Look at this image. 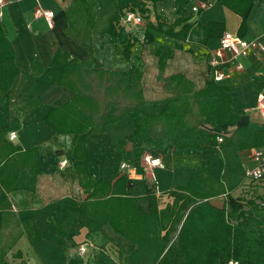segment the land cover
<instances>
[{
	"label": "crops",
	"instance_id": "0c3cea01",
	"mask_svg": "<svg viewBox=\"0 0 264 264\" xmlns=\"http://www.w3.org/2000/svg\"><path fill=\"white\" fill-rule=\"evenodd\" d=\"M70 2L71 0H5L1 9L0 24L13 51L20 89L28 95L27 99L10 107L6 95L0 99V125H8L9 128L4 143L10 145V148H20L19 152L35 147L38 153L37 171L32 178L28 176L30 166H22L18 151L7 161L12 165L9 172L14 175L12 178L25 179L29 182L28 188L18 186L5 190L0 185V252H3V260L7 264H66L72 258L80 259L81 264H128L129 249L133 246L116 234L109 224L88 232L86 225L90 217L86 215L70 221L69 227L72 231L63 237L47 223V218L61 221L67 215L61 208L68 207L70 201L80 203L86 197L78 182L81 176L77 175L69 159L73 146L72 137L55 134L43 122L44 116L51 108L62 105L74 95L72 90L56 83L61 72L59 66L53 63L55 52L60 49L68 53L70 58L80 61L90 51L87 45L76 43L65 32V9ZM189 4L190 2L186 6V12L189 15L191 31L186 41H177L162 32L148 28V25L144 26L145 17L143 24L139 26H131L116 19L113 23L114 33L92 34L91 50L95 60L103 69L128 71L134 67L143 72L146 52L151 49L154 54L166 52L168 55L164 66L165 74L181 72L195 85L200 86L206 80H212L207 63L208 55L219 47L223 32L238 34L241 17L219 0H214L210 8L197 14L191 13ZM37 7L53 11L51 25H48L43 17L34 14ZM147 14L148 20L153 22L154 15L148 12ZM166 14L167 18L159 19V22L164 24L163 28L172 26L177 17L176 14L172 17ZM183 23L174 25L173 31H178ZM145 32H149L151 41L145 38ZM239 36L246 39L259 38L264 45V0H253L245 31ZM127 43L131 44L128 59L123 54ZM222 60L224 76L216 83L229 88L233 106L243 112L236 126L260 130L264 123L257 108V95L264 93V50L236 58L224 52ZM34 62L35 73H31ZM238 63L240 68L236 67ZM38 69L42 72H37ZM155 79L160 86L164 75L158 74ZM162 106V101L146 99L140 109L147 114H153L156 107ZM233 128L234 125H230L225 131L230 132ZM133 131L134 122L126 115L108 123L104 133L95 139L86 141L87 172L90 177L108 181L126 173L127 195L141 197L145 194L146 186H151L152 174L157 181L160 192L158 195H161L163 201L169 202L172 200L169 192L185 186L189 178L202 166L208 167L209 175L214 181L220 180L224 163L219 146L200 149L185 147L165 151L147 144L138 146L128 143L118 152L112 153L113 146ZM10 134H14V137L10 138ZM5 145L0 146V164L4 160ZM138 147L142 152L149 150L158 155L163 166L144 170L138 164L142 154L137 150ZM208 150L214 151L213 156L201 159L200 162L199 159ZM256 151L264 154V145L237 152L243 174L241 182L228 192L229 195L258 196L264 200V183L253 182L245 185L244 179V170L256 165L253 157ZM214 156L217 157L216 166L213 164ZM123 158H129L126 161L135 166L120 170L118 164L124 161ZM63 160H66L65 164H61ZM190 160L195 161L193 163ZM178 163L180 166L177 167ZM177 168L180 169L177 171ZM225 197L226 194L223 193L210 197L209 201L220 208L224 205ZM164 206V203L158 205L159 208ZM72 208L77 209L78 206L74 205ZM26 219L29 221L26 222ZM59 241H62V244H59ZM82 243H87L88 246L80 256L78 246ZM163 256L170 264L178 263V256L174 254L164 252Z\"/></svg>",
	"mask_w": 264,
	"mask_h": 264
},
{
	"label": "trees",
	"instance_id": "16d2710c",
	"mask_svg": "<svg viewBox=\"0 0 264 264\" xmlns=\"http://www.w3.org/2000/svg\"><path fill=\"white\" fill-rule=\"evenodd\" d=\"M145 1L161 0H71L65 9V32L76 43L87 45L90 51L80 61L60 49L55 52L53 63L61 72L56 83L72 90L74 95L51 108L43 122L55 134L72 137L69 159L81 176L78 182L86 197L80 203L70 201L68 207L61 208L67 212L61 221L47 218V223L61 237L72 231L69 222L82 215L90 217L86 225L88 232L109 224L116 234L133 245L129 249L128 264H170L164 252L178 256L177 264H227L230 260L238 264H264V200L258 196L228 194L241 182L243 174L237 152L264 145V126L260 130L236 126L243 112L233 106L228 87L213 80L197 87L181 72L164 74V52L157 54L158 73L164 75L160 88L166 97L162 107L147 114L140 109L145 102L142 72L134 67L128 71L103 69L93 56L92 34L114 33L113 23L122 11L141 7ZM169 1L177 15L172 26L163 28V22L157 21L155 25L148 24V28L182 41L191 31L186 12L189 0ZM219 1L240 15L237 33L242 35L253 0ZM141 10L145 14L146 10ZM182 22L181 28L173 31L174 25ZM144 36L151 41L149 32ZM130 45L124 46L126 59L130 57ZM34 66L35 62L31 73H35ZM20 86L13 51L0 24V99L6 95L9 107L27 99ZM126 115L133 120L134 131L115 144L112 153L128 143L147 144L165 151L219 146L224 163L220 180L214 181L208 167L202 166L185 186L169 192L172 197L169 202L163 201L148 185L141 197L127 195L126 173L108 181L90 177L86 141L95 139L104 133L108 123ZM230 125L234 128L226 132L225 128ZM8 130V125H0V146L5 145ZM220 135L223 140L219 143L216 138ZM9 146L5 145L4 160L0 164V185L5 190L18 186L28 188L29 182L25 179H13L14 175L9 174L12 165L7 161L18 151L22 166H30L28 176L32 178L37 171L36 148L19 152L20 148ZM137 150L142 152L139 147ZM223 193L226 197L222 207L209 201L210 197ZM159 203L165 206L159 208ZM74 205L78 208H72ZM0 264H7L3 252H0ZM66 264H81V260L72 258Z\"/></svg>",
	"mask_w": 264,
	"mask_h": 264
},
{
	"label": "built area",
	"instance_id": "2783aa9c",
	"mask_svg": "<svg viewBox=\"0 0 264 264\" xmlns=\"http://www.w3.org/2000/svg\"><path fill=\"white\" fill-rule=\"evenodd\" d=\"M214 0H201L197 2H192L189 0V9L191 13L197 14L199 11L208 9L212 6ZM5 0H0V14L1 9L4 6ZM36 16H41L44 18L48 25L52 23L53 11L37 7L34 11ZM118 20L120 22L126 23L131 26H139L143 24L144 14L140 13L138 9H124L119 15ZM264 45L261 43L259 38L246 39L239 36L238 34L225 31L220 36L219 47L210 52L207 58V63L209 66V74L211 79L214 82L220 81L224 73L222 71V66L224 61L222 56L224 52H228L232 58L247 56L249 53L254 51H263ZM237 68H240L241 65L238 63ZM257 108L261 114L262 121L264 123V93L260 92L257 95ZM10 138L14 137V134L9 135ZM217 142H222L223 136H217ZM256 165L244 170V179L245 185H249L253 182L264 183V154L261 151H256L253 154ZM66 160H63L61 164H65ZM138 164L144 170H152L155 167H162L161 158L158 155L153 154L149 150H145L139 157ZM135 164L132 162L122 161L118 164L120 170L124 171L131 167H134ZM151 186L155 194H160L157 187V183L153 175H150ZM87 243H82L78 246V253L82 256L87 248ZM227 264H238L237 261L230 260Z\"/></svg>",
	"mask_w": 264,
	"mask_h": 264
},
{
	"label": "rangeland",
	"instance_id": "374dc122",
	"mask_svg": "<svg viewBox=\"0 0 264 264\" xmlns=\"http://www.w3.org/2000/svg\"><path fill=\"white\" fill-rule=\"evenodd\" d=\"M148 6H150V7L148 8ZM134 8L138 9L139 11H142L141 8L146 10V11H143V13H145L144 17L146 19L144 22V26H146V27L148 24H154L155 25L156 22L159 21V19L163 20V19L167 18L166 13L171 15V17L175 14L172 3L169 0H161L159 2L145 1L144 3L141 4V7L135 6ZM147 12L152 13L154 15L153 22L148 20L149 15L147 14ZM186 39H187V37H185L184 41H186ZM144 44H147V43H144ZM145 56L146 57H145V64L143 66V72L141 71L142 72V82H143V86H144V98H145V100L146 99H155L156 102L157 101H163L164 98L166 97V94L163 93V91L161 90V88L159 86V82L155 79V76L159 74L158 73L159 72L158 67H159V63H160L159 56H158V54H154L151 49H149V51L146 52ZM163 56L164 57L166 56L164 64H163L165 66V64H166L165 62H166L168 55L165 52ZM163 69H164V74H165L166 69L165 68H163ZM196 86L198 87V86H200V84L199 85L196 84ZM213 152H214L213 150H208V152L205 153L203 155V157H201L199 159L200 162H201V159H207L208 157L213 156L212 155ZM214 157H215V159L214 158L213 159L215 161L213 162V164H214V166H216L215 162L217 160V157L216 156H214ZM123 159H124V161L129 160V158H123ZM190 161H192V160H190ZM194 161L195 160H193L192 162L194 163ZM178 166H180V163L177 164V167ZM179 169L180 168H177V171ZM215 173H217V171ZM177 176H179L178 173H177ZM156 183H157V181H156ZM175 185L176 184H174V187H175ZM157 187H158V185H157Z\"/></svg>",
	"mask_w": 264,
	"mask_h": 264
}]
</instances>
